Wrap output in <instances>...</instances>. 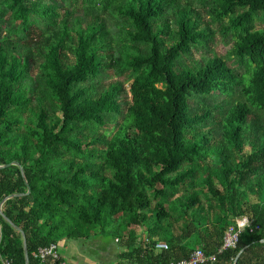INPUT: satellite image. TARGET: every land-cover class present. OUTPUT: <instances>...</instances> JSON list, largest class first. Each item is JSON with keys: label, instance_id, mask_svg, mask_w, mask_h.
<instances>
[{"label": "trees", "instance_id": "obj_1", "mask_svg": "<svg viewBox=\"0 0 264 264\" xmlns=\"http://www.w3.org/2000/svg\"><path fill=\"white\" fill-rule=\"evenodd\" d=\"M207 9L230 61L190 62L215 40ZM261 18L264 0H0V264L96 230L171 264L243 218L207 264H264Z\"/></svg>", "mask_w": 264, "mask_h": 264}, {"label": "rangeland", "instance_id": "obj_2", "mask_svg": "<svg viewBox=\"0 0 264 264\" xmlns=\"http://www.w3.org/2000/svg\"><path fill=\"white\" fill-rule=\"evenodd\" d=\"M208 12V13H207ZM205 22L211 25V28L216 33L215 40L210 44V48L203 49L198 48L194 51L193 59L190 60L192 63L193 60L196 62H200L202 60H207L213 53L226 58L230 51L234 46V41L231 37H226L222 32L221 25L218 23H212L209 10L203 11ZM106 19L107 25H109L110 30H114V26H116L119 22L111 16H104ZM258 30L264 29V18H261L257 27ZM116 42H113V47H116ZM232 65V64H231ZM239 70V67H236ZM110 80L107 81V84L110 82L122 81V78L118 77L117 73L114 70H110ZM243 72V70L241 71ZM34 77H37L40 73L36 68L32 72ZM130 84L126 85V93L129 94ZM119 129L118 125H112L111 128H108L105 132L107 137H112L115 132ZM99 230L95 231L94 235H91L87 238H80L76 240L64 239L61 241V254L62 256L74 264H131L130 261L123 259V257L127 258V248L122 246L120 242L113 239L110 235H100ZM146 236V228L138 231V237L140 240L145 238Z\"/></svg>", "mask_w": 264, "mask_h": 264}, {"label": "built area", "instance_id": "obj_3", "mask_svg": "<svg viewBox=\"0 0 264 264\" xmlns=\"http://www.w3.org/2000/svg\"><path fill=\"white\" fill-rule=\"evenodd\" d=\"M2 211L3 208L0 206V215H2ZM247 229H252L251 220L249 218L238 219L236 224L228 230L224 239V244L216 255L208 256L203 250L198 249L192 253L189 259L173 262L171 264H207L215 262L217 261L219 255L229 249L237 247L240 235ZM157 249L167 251L169 250V245L166 243H160L157 245ZM60 251L61 245L52 244L49 247L40 249L34 254V257L39 261L38 264H74L73 262L66 260ZM2 262L3 264H12L7 260H3Z\"/></svg>", "mask_w": 264, "mask_h": 264}, {"label": "water", "instance_id": "obj_4", "mask_svg": "<svg viewBox=\"0 0 264 264\" xmlns=\"http://www.w3.org/2000/svg\"><path fill=\"white\" fill-rule=\"evenodd\" d=\"M31 191V190H30ZM30 191H29V193H30ZM4 203H5V201L0 205L1 207H3V205H4ZM2 215H4L3 214V211H2ZM8 220V219H7ZM12 223V222H11ZM18 229V228H17ZM24 245H25V256H26V264H30V255H29V251H28V246H27V241L25 240V243H24ZM244 253V251H242L241 253H240V255L238 256V258H237V261L239 260V258L241 257V255Z\"/></svg>", "mask_w": 264, "mask_h": 264}]
</instances>
